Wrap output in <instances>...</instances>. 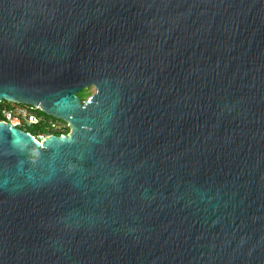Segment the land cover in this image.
Masks as SVG:
<instances>
[{"label": "water", "instance_id": "1", "mask_svg": "<svg viewBox=\"0 0 264 264\" xmlns=\"http://www.w3.org/2000/svg\"><path fill=\"white\" fill-rule=\"evenodd\" d=\"M3 101L0 264H264V0H0Z\"/></svg>", "mask_w": 264, "mask_h": 264}, {"label": "built area", "instance_id": "2", "mask_svg": "<svg viewBox=\"0 0 264 264\" xmlns=\"http://www.w3.org/2000/svg\"><path fill=\"white\" fill-rule=\"evenodd\" d=\"M0 116V121L23 130L37 142L52 135L64 136L69 133L67 122L45 115L36 106L8 103L0 107ZM30 127H38L39 130L29 131Z\"/></svg>", "mask_w": 264, "mask_h": 264}, {"label": "rangeland", "instance_id": "3", "mask_svg": "<svg viewBox=\"0 0 264 264\" xmlns=\"http://www.w3.org/2000/svg\"><path fill=\"white\" fill-rule=\"evenodd\" d=\"M94 92H95V89H94L93 87H90V90L88 91V94H87L86 98H87L88 96L92 95ZM3 104H4V105H7L8 103L5 102V101H3ZM34 130H39V128H38V127H30V128H29V131H34ZM43 130H45V129H43Z\"/></svg>", "mask_w": 264, "mask_h": 264}, {"label": "trees", "instance_id": "4", "mask_svg": "<svg viewBox=\"0 0 264 264\" xmlns=\"http://www.w3.org/2000/svg\"><path fill=\"white\" fill-rule=\"evenodd\" d=\"M88 92L86 90H82L81 92H79L77 94V96L80 98L81 101L85 100L86 96H87ZM4 104L0 103V107H2ZM1 119V116H0Z\"/></svg>", "mask_w": 264, "mask_h": 264}, {"label": "flooded vegetation", "instance_id": "5", "mask_svg": "<svg viewBox=\"0 0 264 264\" xmlns=\"http://www.w3.org/2000/svg\"><path fill=\"white\" fill-rule=\"evenodd\" d=\"M84 90H86L87 92L90 90V88H87V89H84ZM89 97V96H88ZM87 97V98H88ZM87 98H85V100L87 99ZM85 100H83V101H85Z\"/></svg>", "mask_w": 264, "mask_h": 264}]
</instances>
